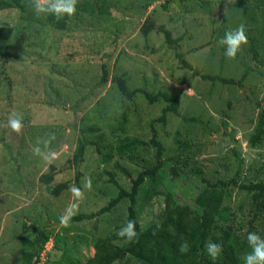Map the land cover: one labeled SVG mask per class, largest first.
Masks as SVG:
<instances>
[{
  "label": "rangeland",
  "instance_id": "1",
  "mask_svg": "<svg viewBox=\"0 0 264 264\" xmlns=\"http://www.w3.org/2000/svg\"><path fill=\"white\" fill-rule=\"evenodd\" d=\"M245 1L78 0L76 14L67 17L62 30L43 15H35L27 28L18 10H0V27L13 30L6 65L11 103L0 75V264L23 263L31 249L25 242L33 240L35 228L47 237L37 264H144L124 252L127 241L117 236L128 221V199L90 219H77L108 206L118 187L130 191L141 172L157 165L153 138L163 149V169L139 187V225L158 223L168 196L190 203L203 178L218 184L224 195L218 226L230 233L240 254L252 251L246 237L256 232L264 238V213L255 216L253 192L238 185L264 184V139L255 147L249 144L264 109V65L259 64L264 0ZM147 17L179 40L185 60L199 75L180 67L161 34H141ZM240 24L248 44L229 59L219 41ZM102 65L130 90L175 95L177 114H167L165 125L153 123L166 104H149L139 95L127 99L110 81L101 85ZM201 75L235 81L244 76V89ZM13 115L22 117L19 133L8 126ZM79 140L85 146L77 162ZM36 147L41 155L34 153ZM49 153H55L51 163L44 159ZM50 166L56 171L46 186L39 178ZM173 167L179 174L175 179L168 173ZM89 178L90 189L85 187ZM65 182L79 187L84 198L78 200L69 189L51 194ZM73 205L75 214L64 227L60 218Z\"/></svg>",
  "mask_w": 264,
  "mask_h": 264
},
{
  "label": "trees",
  "instance_id": "2",
  "mask_svg": "<svg viewBox=\"0 0 264 264\" xmlns=\"http://www.w3.org/2000/svg\"><path fill=\"white\" fill-rule=\"evenodd\" d=\"M29 0H0V10L15 9L18 10L25 22L27 28L31 26L34 21L35 12L27 6ZM241 5L246 3L245 0H240ZM45 17V16H44ZM46 22L53 24L56 30H62L65 27L67 16L62 20H56L53 16L45 17ZM140 32L143 36H147L150 32L159 33L163 36L165 44L169 49L174 51L180 67L192 71L195 75L199 73L185 60L184 54L180 50L179 40L173 38L170 31L164 25H157L154 21L147 17L143 22ZM13 36V30L10 27H0V75L7 84V98L11 103L10 92L12 83L6 72V65L10 62L11 49L8 45V40ZM256 56V54H254ZM259 64L264 65V60ZM248 72V70H247ZM205 81L220 82L225 85H237L243 88V77L238 81L233 79H226L220 76H200ZM116 85L118 92L127 99H133L136 96H143L149 104L164 102L166 106L162 109V114L153 123L166 124L167 114H177L179 107L178 98L175 95L158 92L155 94L146 92L143 89L130 90L124 79L113 76L110 77L105 66L102 65V78L100 84L107 82ZM257 103V102H256ZM258 105V103L256 104ZM186 121H195L194 118H184ZM153 129V125H151ZM264 139V109L259 113L257 124L249 140L250 146H257ZM3 140L1 136L0 141ZM152 146L156 149L157 165L153 169L141 172L136 180L133 181L130 191H126L120 187L117 189L116 198H114L108 206L102 208L93 215H80L77 220L90 219L94 215H100L110 210L117 203L123 199H128L130 204L128 207L127 220H134L136 224V231L139 234L138 239L130 242L127 241L124 252L132 257H135L144 264H244V257L239 253L236 244L233 243L230 233L227 230L220 228L217 220L221 216V204L224 201V195L219 190L218 184H211L200 178L202 188L192 198L190 203L178 202L177 198L170 199L167 197L166 206L161 214L158 216V223L152 224L146 228H142L136 219V197L139 187L143 183L146 176L153 177L159 169H163L161 157L163 149L161 144L154 138L151 140ZM84 143L79 140V145L75 160L77 162L82 160ZM166 169V168H164ZM56 168L50 166L49 171L40 176V181L48 186L55 175ZM167 171V170H166ZM176 168L168 169L169 175L175 179L179 176ZM260 172H264V166H261ZM194 176H199V170H191ZM79 172L75 174V180L78 181ZM231 183L237 185L235 180ZM223 185L224 182H219ZM70 182L58 184L50 190L54 196L60 195L64 190L69 189ZM239 189L253 192L252 201L255 207V216L257 213H264V184L253 183L249 185H238ZM254 216V217H255ZM35 237L32 241H26V245L31 248L23 254L24 260L22 264H37L39 249L43 247V243L47 239L43 229L35 228ZM187 241L190 245L186 253L180 252V245ZM208 241L216 242L222 245V253L213 261L205 251V244ZM39 247V248H38ZM33 258H35L33 260ZM91 264V263H90Z\"/></svg>",
  "mask_w": 264,
  "mask_h": 264
},
{
  "label": "clouds",
  "instance_id": "3",
  "mask_svg": "<svg viewBox=\"0 0 264 264\" xmlns=\"http://www.w3.org/2000/svg\"><path fill=\"white\" fill-rule=\"evenodd\" d=\"M77 3L78 0H29L27 6L31 8L38 17L41 15L45 17L51 15L59 21L64 19L65 16H74L76 14ZM219 44L225 46V55L229 59H235L248 44V36L246 34L245 25L240 24L236 28L226 31L223 38L220 39ZM8 126H10L14 132L19 133L22 129V117L19 115H13L8 121ZM54 138V135H52L48 143H50L51 139ZM34 153L41 155L40 148L36 147L34 149ZM54 158L55 153L44 155V159L48 163H51L52 159ZM91 184L92 182L89 178L86 181L85 187L90 189ZM69 190L78 200H82L84 198V192L79 187L70 185ZM75 207L76 206L73 205L66 211L65 215L61 216L60 223L62 226H70L71 217L75 214L72 209ZM138 235L139 234L136 231V224L134 220L127 221L126 225L117 232V236L125 238L128 242L138 239ZM246 239L252 251L245 255V264H264V238H262L256 232H249ZM189 248L190 245L188 242L184 241L181 243L179 250L181 253H186ZM222 250V245L216 242L208 241L205 244V251L213 261H215L220 256Z\"/></svg>",
  "mask_w": 264,
  "mask_h": 264
}]
</instances>
